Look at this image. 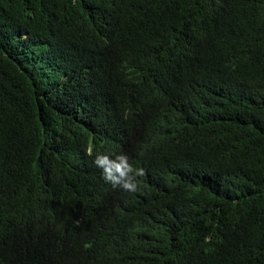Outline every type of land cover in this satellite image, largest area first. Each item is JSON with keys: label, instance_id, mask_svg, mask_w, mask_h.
<instances>
[{"label": "trees", "instance_id": "trees-1", "mask_svg": "<svg viewBox=\"0 0 264 264\" xmlns=\"http://www.w3.org/2000/svg\"><path fill=\"white\" fill-rule=\"evenodd\" d=\"M0 264H264V0H0Z\"/></svg>", "mask_w": 264, "mask_h": 264}, {"label": "clouds", "instance_id": "clouds-1", "mask_svg": "<svg viewBox=\"0 0 264 264\" xmlns=\"http://www.w3.org/2000/svg\"><path fill=\"white\" fill-rule=\"evenodd\" d=\"M113 168L115 169L116 175L118 176V179L120 180V175H119V172L117 170V165L115 164V160L113 161ZM120 190H121V185L119 186V190L118 191H120Z\"/></svg>", "mask_w": 264, "mask_h": 264}]
</instances>
